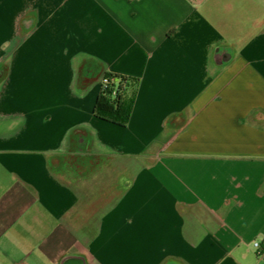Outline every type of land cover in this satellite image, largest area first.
Listing matches in <instances>:
<instances>
[{
  "label": "crops",
  "instance_id": "crops-1",
  "mask_svg": "<svg viewBox=\"0 0 264 264\" xmlns=\"http://www.w3.org/2000/svg\"><path fill=\"white\" fill-rule=\"evenodd\" d=\"M1 70L0 264H264V0H0Z\"/></svg>",
  "mask_w": 264,
  "mask_h": 264
},
{
  "label": "trees",
  "instance_id": "trees-1",
  "mask_svg": "<svg viewBox=\"0 0 264 264\" xmlns=\"http://www.w3.org/2000/svg\"><path fill=\"white\" fill-rule=\"evenodd\" d=\"M24 25V23H23ZM110 84L101 90L98 98L95 117L105 123L126 128L131 120L134 109L135 81L113 75H105Z\"/></svg>",
  "mask_w": 264,
  "mask_h": 264
},
{
  "label": "flooded vegetation",
  "instance_id": "flooded-vegetation-1",
  "mask_svg": "<svg viewBox=\"0 0 264 264\" xmlns=\"http://www.w3.org/2000/svg\"><path fill=\"white\" fill-rule=\"evenodd\" d=\"M90 65H92L91 63H86V64H84L83 65V70H82V73H85V72H87V70H88V68L90 67L91 68V70H92V72L90 73L91 74V76L93 77L94 76V78L92 79V81H96V80H98V79H100L101 78V76H102V69H100L98 66H90ZM4 72V70L2 71L1 70V74ZM84 74H82V76H83ZM83 78V77H82ZM84 79V78H83ZM105 79V77H103V79H102V82H103V80ZM89 80V79H88ZM88 80H86L87 82H89Z\"/></svg>",
  "mask_w": 264,
  "mask_h": 264
},
{
  "label": "built area",
  "instance_id": "built-area-1",
  "mask_svg": "<svg viewBox=\"0 0 264 264\" xmlns=\"http://www.w3.org/2000/svg\"><path fill=\"white\" fill-rule=\"evenodd\" d=\"M109 84H110L109 80L104 79L103 82H102L101 90H105V89H107V87L109 86ZM255 248H256V249H259V248H260V245H259V244H256V245H255Z\"/></svg>",
  "mask_w": 264,
  "mask_h": 264
},
{
  "label": "water",
  "instance_id": "water-1",
  "mask_svg": "<svg viewBox=\"0 0 264 264\" xmlns=\"http://www.w3.org/2000/svg\"><path fill=\"white\" fill-rule=\"evenodd\" d=\"M220 52H221V51H220ZM220 52H218V54H219ZM91 72H92V70H91V68L89 67L88 70H87V72H86L87 75H88V78H89V79H93V78H94V76H93V77L91 76V74H90Z\"/></svg>",
  "mask_w": 264,
  "mask_h": 264
}]
</instances>
